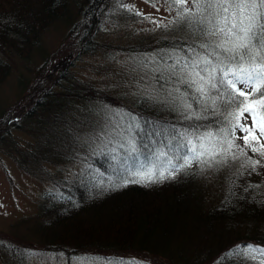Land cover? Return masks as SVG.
<instances>
[{
    "label": "trees",
    "instance_id": "trees-1",
    "mask_svg": "<svg viewBox=\"0 0 264 264\" xmlns=\"http://www.w3.org/2000/svg\"><path fill=\"white\" fill-rule=\"evenodd\" d=\"M132 1L141 0H0V84L17 71L14 104L0 108V156L45 184L33 215L35 240L0 237L3 264H74L76 258L150 264L131 261L129 252L158 264H264L259 255L224 257L237 245L264 248V156L244 146L245 133H234L244 153L233 149L236 159L193 162L161 182L110 186L122 184L117 178L156 150L187 155L170 136L215 132L233 110L211 101L205 110L194 88L179 82L183 64L209 51L200 48L206 38L178 22L170 0H145L153 5L149 13ZM185 7L192 8V0ZM59 27L74 42L73 60L37 66L46 50L43 35ZM140 58L147 62L136 63ZM181 93L191 109L183 108ZM104 104L119 109L112 122L125 128L122 144L92 140L84 152L83 132ZM246 115L240 122L251 127ZM132 118L139 128H126ZM254 134L253 143L264 145L259 128ZM129 137L137 148L131 154ZM213 166L229 173L223 191L209 199Z\"/></svg>",
    "mask_w": 264,
    "mask_h": 264
},
{
    "label": "snow or ice",
    "instance_id": "snow-or-ice-1",
    "mask_svg": "<svg viewBox=\"0 0 264 264\" xmlns=\"http://www.w3.org/2000/svg\"><path fill=\"white\" fill-rule=\"evenodd\" d=\"M170 2L178 9V22L194 26L206 38L200 48L209 50L207 54L197 53L190 63L183 64L179 82L194 88L205 110L208 101L213 106L220 102L225 108L233 110L224 117L227 126L215 132L184 130L170 136L169 139L180 140L177 148L186 149L187 155L156 150L147 163L138 162L137 167L127 168L125 175L117 178L123 183L113 181L110 185L113 188L128 183H156L174 179L177 172L191 167L193 162L211 166V162H225L229 156L236 159L233 149L244 154L243 148L236 143L234 133L237 130L245 133L242 137L245 147L264 156V145L257 147L253 143H258L254 134L257 128L264 135V0H192V8L185 7L188 0ZM213 38H219V42ZM176 91L179 92V89ZM213 92L217 93L215 98L211 95ZM186 96L187 93H181L180 102L184 109H191L192 104L186 102ZM245 113L251 117V127L240 122ZM193 116L195 113L186 118L192 119ZM132 120L130 127L139 128L136 118ZM129 141L130 154L135 153V141L131 137ZM180 160L183 163H178ZM249 163L255 167L259 161L249 160ZM254 255L264 257V248L250 244L237 245L224 257L253 258Z\"/></svg>",
    "mask_w": 264,
    "mask_h": 264
},
{
    "label": "rangeland",
    "instance_id": "rangeland-1",
    "mask_svg": "<svg viewBox=\"0 0 264 264\" xmlns=\"http://www.w3.org/2000/svg\"><path fill=\"white\" fill-rule=\"evenodd\" d=\"M132 3L137 7H142L144 13L152 11V9L148 6L153 5L145 0L135 2L132 1ZM128 9L133 11V5L129 4ZM130 27L133 29L136 26L131 22ZM123 33L124 32H117L116 34ZM42 40L46 50L43 53H40L38 60H35L38 64L37 66L40 67L42 63H47L49 67H52L60 65L64 63V61L73 60V53L75 51L74 42L69 35L66 34V30L63 27H59L48 34H44ZM94 60L96 64L100 59L99 57H95ZM135 62L138 64H144L147 60L140 58L135 60ZM70 65L68 67L69 71ZM19 67L20 72L24 71L22 63H19ZM119 68L120 65H118L115 69ZM16 73L17 71H14V74L8 76L6 80L0 84V108L7 103V107L14 104V101L12 100L15 98L14 95L17 90ZM86 77H89V75H86ZM116 113H119V109L115 105L109 104L102 105L96 111L92 117V123L84 130L82 135L80 148L84 152H87L91 148L92 140L107 143L111 142L114 146L120 147L122 142L118 139V135L122 134L125 128L117 127L112 122ZM246 116L247 121L251 125V118H249V115ZM130 125H127L126 128L129 129ZM213 167V170L208 171L207 175L208 178L211 177V180L215 181V183H211L207 188L205 197L209 199L214 198L217 195L218 190L221 192L223 191V178L227 173H229L227 171L228 168L225 166L217 169L215 166ZM216 170H218V173L214 172ZM44 188L45 184H39L37 179L27 176L19 168H17L8 157L5 155L0 156V237H2V239L17 240L27 237L31 241L35 240L34 233L31 231L32 222L34 220L33 215L36 211V201L39 200V195ZM144 255L131 252L127 253V257L131 261H141L142 263L147 262L150 264H158L157 262L160 263V261L154 262L150 260L154 259L153 257L150 256V259H148L145 258ZM73 261L74 264H101L96 261H89L83 258H76ZM0 264H3L1 257Z\"/></svg>",
    "mask_w": 264,
    "mask_h": 264
}]
</instances>
